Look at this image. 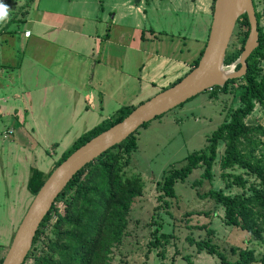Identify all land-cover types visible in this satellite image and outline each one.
Returning a JSON list of instances; mask_svg holds the SVG:
<instances>
[{"label": "rangeland", "instance_id": "rangeland-1", "mask_svg": "<svg viewBox=\"0 0 264 264\" xmlns=\"http://www.w3.org/2000/svg\"><path fill=\"white\" fill-rule=\"evenodd\" d=\"M97 1L100 2V6L94 7ZM123 1L125 0H33V6L50 13L52 22L58 20L65 27H69L68 23L70 22L66 18L69 14L83 13L84 16L90 17L94 24L92 27L89 25L85 28L94 30L100 35V41L96 45L101 48L105 40L102 36L103 24H109V19L113 16L115 9H122L128 16H126L128 21L132 22L133 25L141 23V30L144 28L145 21L142 20V16L129 11L126 5L122 7L121 3ZM127 1L132 6L141 5L146 8L147 0ZM148 1L156 3L162 8L159 11L160 16L157 18V22L154 23L157 32L164 31L163 34L170 37L173 35L174 41L177 40V34L181 33L183 29L188 31L185 22L189 4L193 2L194 11L192 12L194 13L192 14L197 15L200 13L196 7L200 6L199 0ZM208 1L211 23L213 3L212 0ZM254 1L257 11L261 12L264 7V0ZM13 2L14 4L10 3V8L12 12L16 13L19 8L17 9L15 0ZM26 4H28L27 11L31 12V3L26 2ZM18 11L23 10L19 9ZM19 17L20 15L16 19H19ZM94 17L96 18L94 19ZM100 18L101 23H99ZM147 20L150 21L149 15H147ZM14 22L19 27L23 25L21 20ZM187 25L189 26V23ZM25 28L30 29L29 25L23 26V29ZM199 32L198 29L194 30V38L200 37V33L202 36V32ZM235 32L236 29L234 28L232 36ZM205 33L206 31L203 34ZM25 35L27 34L25 33ZM66 36L63 33L61 38L64 39ZM206 38H204L205 42ZM235 41L236 38L231 37L230 43ZM189 43L191 44V40ZM121 55L124 56L123 53ZM132 56L133 54H129L130 60H134ZM120 65L127 67L122 62H120ZM261 68L264 74V60L261 62ZM20 79L26 84L27 90L33 91L34 87H31L32 81L30 83L27 73H22ZM20 87L22 88V86ZM159 92L161 90L148 93V96L143 98L142 103ZM36 94L38 96H35V102H38L39 106L45 109L49 107V111L53 107L52 112L58 115V118L64 115L59 123L66 124L67 117L65 118V113L66 109L70 107L69 102L71 101L69 97L60 92L47 96L46 89L43 87ZM20 98V102L25 103L24 96L20 94ZM45 102L47 106H45ZM3 105L0 102V107H3ZM137 106L138 104H134L135 108ZM24 107L21 104L18 109L20 117L24 113ZM235 107H237V102H235L234 96L230 92L218 94L215 98H209L208 93L202 92L191 101L185 102L182 106L163 114L161 118L152 120L146 128L138 129L135 134L137 149L130 154V163L124 171V176H139L143 184V191L142 195L132 202L125 235L119 246L112 249L109 264H222L216 256L207 255L205 252L198 253L195 245L191 243L208 238L224 254L228 262L226 264H234L238 259L237 251L234 254L231 253L233 248L253 250L255 260L259 261L261 259L264 254V244L254 241L244 231L226 226L223 221V208L216 205L209 198H201L210 190H220L225 195L231 196L242 193L249 194L245 189L230 186L227 180L222 177V174L242 175L248 185L257 184L254 177L247 175L238 168H232L224 172L220 169L219 158L223 151V144H220L217 148L218 158L212 168L211 180H202L203 169L198 167L191 172L184 183L177 182L174 184V199H159L160 192L157 189V183L161 181L164 172L181 168L185 164L187 156L205 150L207 138L224 121L227 113ZM91 108L89 107L86 112L82 109L80 111L82 119L75 126L69 125L67 130L69 133L63 141L64 149L62 152L69 148L71 143L78 137L111 117L114 113L111 112L112 110H108L109 116L105 118V115ZM246 122L250 125L264 127V113L256 107L246 119ZM13 123L10 117L0 120V133L4 127L9 124L13 125ZM261 140L264 141V137H261ZM6 141L10 142V140ZM6 141L1 140L0 137V258L5 255L15 231L33 199V196L26 189L31 171L36 169L47 175L54 169L56 161L62 154V152L56 151L53 155H45L44 150L42 154H35L32 152L34 148L30 146L29 142L28 146L30 148H26L25 144L24 151L19 150L13 154H7L6 149L9 143ZM54 149V147L46 148L48 151ZM199 181L200 184H197ZM6 186L11 187L8 189ZM10 203L17 204V206L11 208ZM58 207L62 208L61 203L58 204ZM188 213L192 215L187 216ZM209 231H212L213 234L209 235ZM161 235L165 238H161ZM155 238H158L159 242L156 247L152 245ZM38 247L39 251L35 252L36 254L43 250L40 244H38ZM30 263L31 261H28V264ZM251 264H259V262Z\"/></svg>", "mask_w": 264, "mask_h": 264}, {"label": "trees", "instance_id": "trees-1", "mask_svg": "<svg viewBox=\"0 0 264 264\" xmlns=\"http://www.w3.org/2000/svg\"><path fill=\"white\" fill-rule=\"evenodd\" d=\"M252 5L257 22L258 46L246 60L245 75L228 80L223 87H213L205 91L209 98L230 92L237 107L227 113L224 121L207 138L205 150L187 156L181 168L164 172L161 181L157 183V189L160 192L159 199H174V184L184 183L198 167L203 169L201 179L211 180L212 168L218 158L217 148L223 144L219 158L220 169L224 172L238 168L254 177L257 184L248 185L242 175L222 174L230 186L245 189L249 194L231 196L220 190H210L201 198H209L223 208V221L226 226L244 231L254 241L264 244V141L261 140L264 137V127L246 122L256 107L264 113V74L261 68L264 60V7L259 12L254 0ZM235 26L236 32L233 36L236 41L229 44L223 65H234L236 71L240 68L236 62L249 34L247 16H240ZM202 51L203 48L191 69L197 65ZM134 108V105L119 108L114 116L78 137L61 154L54 169L77 148L123 120ZM161 117L162 115L155 120ZM149 123L140 128H146ZM137 131L84 166L70 180L40 223L23 264H28V261H31L30 264H109L112 249L119 246L125 235L132 202L143 191L139 176H124L130 163V154L137 149ZM51 172L44 175L36 169L31 171L26 189L32 196L36 195ZM59 203L62 208L58 207ZM211 234L213 232L209 231V235ZM161 238L165 236L161 235ZM191 243L195 245L198 253L205 252L207 255L216 256L222 264L228 263L224 254L209 238ZM38 244L43 250L36 254L39 251ZM152 245H159L158 238H155ZM236 251L238 259L234 264H264V254L256 261L253 250L231 249L233 254ZM2 259L3 257L0 258V264Z\"/></svg>", "mask_w": 264, "mask_h": 264}, {"label": "crops", "instance_id": "crops-1", "mask_svg": "<svg viewBox=\"0 0 264 264\" xmlns=\"http://www.w3.org/2000/svg\"><path fill=\"white\" fill-rule=\"evenodd\" d=\"M199 1L200 6L196 7L200 13L192 14L193 2L189 4L185 22L188 31L183 29L174 41L173 35L166 36L164 31L157 32L154 27L162 9L158 4L147 0L145 8L132 6L125 0L121 6L126 5L129 11L142 16L145 21L143 30L141 23L133 25L122 9H115L109 24H103L105 40L98 48L96 43L100 41V35L85 28L92 27L94 21L83 13L66 16L70 23L65 27L58 20L52 22L50 13L34 7L33 0H15L17 9L23 10L18 9L16 13L10 8L13 0H0V4L7 8V18L0 20V102L4 104L0 107V120L10 117L14 122L0 133L1 140H10L6 141L9 143L6 153L24 151L25 144L26 148L33 146L35 154H42L43 150L45 155H53L56 151L61 153L68 127L75 126L82 119V109L86 112L92 107L105 118L109 116L107 111L112 110V117L119 108L138 104L148 93L162 91L184 77L204 47V38L209 31V1ZM26 2L31 3V12L27 11ZM96 6H100L99 1ZM18 15L20 17L16 19ZM18 20H21L22 27L14 22ZM25 25L30 29H23ZM195 29L200 30L202 36L199 32L200 37L194 38ZM63 33L67 35L64 39L61 38ZM128 53L133 54V62ZM22 73H27L30 83L32 81L33 91L27 90L21 81ZM42 87L47 96L60 92L71 100L65 113L66 124L59 123L64 115L58 118L52 112L53 107L49 111V107L45 109L35 102L36 92ZM20 94L25 103L20 102ZM21 104L25 107L20 117L18 109ZM10 129L12 135L3 138L2 134ZM47 147L55 149L48 151ZM6 187L10 189L11 186ZM9 206L12 208L17 204L10 203Z\"/></svg>", "mask_w": 264, "mask_h": 264}, {"label": "water", "instance_id": "water-1", "mask_svg": "<svg viewBox=\"0 0 264 264\" xmlns=\"http://www.w3.org/2000/svg\"><path fill=\"white\" fill-rule=\"evenodd\" d=\"M246 15L249 34L237 60L240 68L223 65L236 22ZM252 0H214L211 23L200 59L178 82L138 105L123 120L77 148L47 177L23 215L1 264H23L40 223L70 180L87 164L134 134L143 124L180 106L198 94L223 87L246 73V60L258 46Z\"/></svg>", "mask_w": 264, "mask_h": 264}, {"label": "clouds", "instance_id": "clouds-1", "mask_svg": "<svg viewBox=\"0 0 264 264\" xmlns=\"http://www.w3.org/2000/svg\"><path fill=\"white\" fill-rule=\"evenodd\" d=\"M7 18V8L5 5L0 4V20Z\"/></svg>", "mask_w": 264, "mask_h": 264}, {"label": "built area", "instance_id": "built-area-1", "mask_svg": "<svg viewBox=\"0 0 264 264\" xmlns=\"http://www.w3.org/2000/svg\"><path fill=\"white\" fill-rule=\"evenodd\" d=\"M12 133H13V130L12 129L7 130L5 133L2 134L3 135V138H7V137L11 136Z\"/></svg>", "mask_w": 264, "mask_h": 264}]
</instances>
